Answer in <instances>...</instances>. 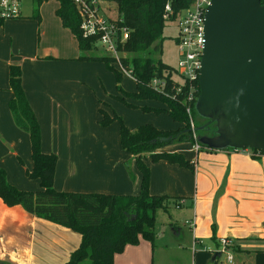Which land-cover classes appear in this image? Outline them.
I'll use <instances>...</instances> for the list:
<instances>
[{
	"label": "crops",
	"instance_id": "crops-1",
	"mask_svg": "<svg viewBox=\"0 0 264 264\" xmlns=\"http://www.w3.org/2000/svg\"><path fill=\"white\" fill-rule=\"evenodd\" d=\"M47 1L40 3L38 18L33 16L31 0L29 14L21 11L19 17L2 21L0 26V167L15 187L40 188L37 179L25 175L31 168L28 135L15 126L7 106L12 96L7 88L8 65L16 62L40 127V149L57 156L53 187L136 194L140 172L131 162V177L124 166L131 154L122 149L117 152L119 142L118 147H109L106 127L97 123L99 103L90 86L96 89L93 71L100 73L101 62L77 60V41L55 14L58 2L54 0L49 9ZM75 112L79 119L80 113H91L92 129L79 126ZM167 149L194 160V170L163 160L151 162L146 154L148 190L180 197L177 208L188 211L189 220L180 227L168 223L169 233L152 242L140 238L137 244L126 245L114 255L113 264H180L183 250L195 256L188 264H230L225 256L218 258L221 238L227 240L234 264H264V153ZM79 242L75 231L0 200V264H63ZM207 252L214 253L210 259Z\"/></svg>",
	"mask_w": 264,
	"mask_h": 264
},
{
	"label": "trees",
	"instance_id": "trees-1",
	"mask_svg": "<svg viewBox=\"0 0 264 264\" xmlns=\"http://www.w3.org/2000/svg\"><path fill=\"white\" fill-rule=\"evenodd\" d=\"M42 1L33 0L32 11L35 18L39 17L38 7ZM56 1L58 7L55 14L77 41V60L102 62L114 76L117 93L110 96L127 106H136L131 102L134 100L156 101L161 106L145 105L141 110L165 112L178 126L161 129L152 123H144L129 129L116 113L108 114L102 106L99 107L97 123L101 127H107L114 120L118 122L119 145L122 150L131 154V159L124 163L125 169L132 177L129 166L133 162L141 175L138 192L109 194L56 190L53 178L57 156L53 152L41 151L40 127L22 87L20 66L16 62H10L7 88L12 96L7 106L15 126L28 135L31 168L25 170V175L29 179H37L40 188L24 190L15 187L7 180L5 170L0 167V200L6 206H20L29 214L69 228L80 235L78 246L63 264H113L114 255L123 251L126 245H135L140 238L153 241L155 213L158 209L167 210L170 206L178 207L181 204L180 197L149 192V167L144 162L145 155H148L151 162L163 160L193 171L194 160L167 148L175 143L187 142L212 150L200 143L194 134L202 132L209 135L215 124L196 132L191 130L183 101V84L181 91L176 92L180 81L175 79L177 76L172 67L160 57L166 22L163 18L164 4L168 2L175 13L188 6L192 0H107L115 4L116 16L128 29V37L118 45V50L120 64L130 70L131 79L135 82V90L132 92H126L120 87L121 72L113 66L104 52L95 51L94 39L81 33L79 17L72 1ZM154 77L165 80L167 94H159L149 86ZM194 84L198 88L197 80ZM191 116L194 120L200 117L195 110V102L191 103ZM197 126L195 124L194 128Z\"/></svg>",
	"mask_w": 264,
	"mask_h": 264
},
{
	"label": "water",
	"instance_id": "water-1",
	"mask_svg": "<svg viewBox=\"0 0 264 264\" xmlns=\"http://www.w3.org/2000/svg\"><path fill=\"white\" fill-rule=\"evenodd\" d=\"M210 0L197 77V114L214 123L198 137L213 150L264 153V1ZM215 255H219L218 252Z\"/></svg>",
	"mask_w": 264,
	"mask_h": 264
},
{
	"label": "built area",
	"instance_id": "built-area-1",
	"mask_svg": "<svg viewBox=\"0 0 264 264\" xmlns=\"http://www.w3.org/2000/svg\"><path fill=\"white\" fill-rule=\"evenodd\" d=\"M79 17V28L86 37L94 39L105 54L113 57L119 70L131 78V72L120 64V53L118 45L128 37V29L121 24L117 16L110 17V7L107 0H71ZM210 0H192L191 3L178 12L172 10L169 3L163 7V18L166 21H175L177 25V36L175 38L176 48L179 55L178 68L180 73V85L176 92L181 91L183 84L185 112L189 118L190 128L193 129V118L191 116V103L196 101L198 88L195 87L197 80L204 38V19L207 6ZM21 14L20 0H0V20H8L19 17ZM149 86L159 94H167L166 82L161 78H152ZM198 150L199 145L194 144ZM258 154L259 151L257 152ZM219 253H225L226 260L234 264L232 256L228 253V242L226 239H219Z\"/></svg>",
	"mask_w": 264,
	"mask_h": 264
},
{
	"label": "rangeland",
	"instance_id": "rangeland-1",
	"mask_svg": "<svg viewBox=\"0 0 264 264\" xmlns=\"http://www.w3.org/2000/svg\"><path fill=\"white\" fill-rule=\"evenodd\" d=\"M108 7H110V12L109 16L110 17H115L116 16V6L113 2L106 3ZM55 1L54 0H48L46 7L49 9H52L54 7ZM31 8V0H21V11L22 14H29ZM5 21V20H3ZM36 34H37V29H36ZM38 36V34H37ZM177 36V25L175 21H166L165 22V27L163 29V39H162V46H161V60L168 64L172 69L175 71L174 74L177 76L175 77L176 80L180 81V78L178 77L180 70L178 68V59L179 55L177 52L176 48V41L175 38ZM95 51L97 53H103L102 49L100 48L99 44H95ZM109 59L112 61L113 66L119 70L117 63H114V58L111 57V55L106 54ZM99 65V72L96 73V71H93V80L92 84L96 86V89H93L92 86H90L91 91H93V95L95 96V102L99 103V107L102 106V108L110 114V112L116 113L118 116H120L124 122V124L129 128V129H134L136 126L144 124V123H152L153 125L156 126L157 128L161 129H171L175 128L178 126L176 122H174L167 113L165 112H160V113H155V112H144L141 110L142 106H154V107H159L158 102L156 101H151V100H145V101H131L134 103L136 106H127L123 102L118 101L116 99H113L110 95L117 93V87H116V82L114 80V76L112 75L111 72H109L105 65L101 62L98 63ZM120 71V70H119ZM121 72V71H120ZM94 81V83H93ZM83 84V83H82ZM87 84V83H86ZM84 85V84H83ZM120 87L126 91V92H132L135 90V82L128 77L126 74L121 72V81H120ZM106 102V103H105ZM102 103H105L104 105ZM78 112H75L73 115L76 116V122L79 126L83 125L87 129H92V120H93V115L90 113L88 115L86 112L80 113L81 118L79 119L78 117ZM206 122V119H202L200 117H196V119H193V125L195 127V124L198 126L204 124ZM168 125V126H167ZM163 126V127H162ZM197 126V127H198ZM106 137H108L109 141V147L110 146H116L118 147V122L116 120L112 121L108 127L105 129ZM97 134V133H96ZM102 134H104L102 132ZM202 136H208V134L204 133H199L198 135L194 134V137L198 139V137ZM200 142V141H199ZM201 143V142H200ZM199 145V144H198ZM189 147L191 150L193 149L194 145L183 142V143H175L170 147ZM199 149L201 151H205L201 145H199ZM122 151L121 147L117 148V152ZM200 151V152H201ZM124 152V151H123ZM195 155V151L193 152ZM197 153V152H196ZM188 201L190 200L189 198L187 199ZM188 203V202H187ZM190 213L186 210H183L182 208H177L174 206H170L167 210H162L158 209L155 213V236H159L161 234H168V223H171V226H183V224L189 220ZM185 220V221H184ZM219 247L217 248V250ZM215 252V251H214ZM228 253L232 254L231 251L228 249ZM208 257L213 256V252H207ZM197 255V254H196ZM226 258L225 253H220L221 258L224 257ZM195 256L191 257V254L186 253L183 250V263L180 264H188L190 260H193ZM217 258V260H218ZM234 262L235 258L232 257ZM214 261H210L209 263H213ZM7 264V263H5Z\"/></svg>",
	"mask_w": 264,
	"mask_h": 264
},
{
	"label": "flooded vegetation",
	"instance_id": "flooded-vegetation-1",
	"mask_svg": "<svg viewBox=\"0 0 264 264\" xmlns=\"http://www.w3.org/2000/svg\"><path fill=\"white\" fill-rule=\"evenodd\" d=\"M213 129V128H212ZM212 129H211V131L209 132V135L208 136H213L214 135V133L212 132Z\"/></svg>",
	"mask_w": 264,
	"mask_h": 264
}]
</instances>
